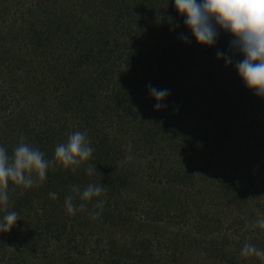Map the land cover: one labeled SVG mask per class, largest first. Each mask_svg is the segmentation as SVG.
Returning <instances> with one entry per match:
<instances>
[{
    "label": "trees",
    "instance_id": "trees-1",
    "mask_svg": "<svg viewBox=\"0 0 264 264\" xmlns=\"http://www.w3.org/2000/svg\"><path fill=\"white\" fill-rule=\"evenodd\" d=\"M65 2L66 0H0V19L4 21V17L12 11L15 4H23V8L19 11L20 18L21 21L28 22L29 26H18V29L21 27L19 33L22 36L20 48L23 47L24 53L35 56L39 65L36 66L37 69L39 68L41 73L45 71L55 90L58 91L63 86L59 91L60 95L54 96L56 107H69L74 112L82 108L85 113L84 120L86 121L84 122L91 127L93 132L95 126L90 125L87 118H91L92 121L94 116L92 107L95 106L92 103L88 106L85 102L89 98L93 100L100 91L107 89L101 96L107 101L105 103L106 114L113 112L117 117H120L121 113L118 110L125 111L133 108V113L139 116L138 123H134L137 131L134 133L135 129H131L134 137L126 141V144L130 142V150L137 148L141 150V147L147 146L148 150L154 154L153 159L158 162L156 165L152 162L144 165L150 171H142L138 178L134 176L135 179L128 183H123L122 178L118 181H121L120 186L122 187L128 186L130 189L136 187V196L117 200L111 196V189L106 188L104 194L94 197L87 204V211L77 210L75 215H69L65 211L64 200L70 194L75 196L71 191L72 187L79 186L83 191L90 183L106 186L105 179H101L100 176L106 177V172L107 170L111 171L116 157L125 156L126 147L120 148V142L114 145V150L111 149V152H108L107 147H103L102 138L95 140L91 136L89 141L94 148L92 158L83 163L75 173L70 168L66 169L57 165L53 169H49L47 173V181L53 180L49 186L40 185L24 189L9 184V188L15 190L14 192L19 195L17 206L11 208L14 207L20 217L16 225L18 228L14 235H11V239L19 243L18 247H23L22 250H19L20 252L37 247L35 263L29 262V264H37L39 257L46 259L47 245L53 242H58L53 246L62 259L56 261L51 254L48 256L47 264H81L79 257L84 253L82 252V239L80 238L76 242L70 239L66 241L67 223L70 221L73 234L86 237V234L89 233L97 235L95 241L101 239L106 241V247L93 248L92 251H95L97 256L91 254L84 264H164L154 252V249L159 247L160 228L164 226V223L160 224V222L166 219L170 221L176 215H173L175 213L173 210L184 201L179 196V193L182 192L181 189L191 184L195 186L193 184L197 182L201 186L206 185V178H210L209 173L213 176L226 178L225 175H229V169L232 170V168L220 166V171H217L216 169L219 167L214 168L213 166L223 160L226 149L235 151L241 145V142L233 141L228 145L231 143L229 142L231 140L229 131L219 127V131L214 132L211 130L212 125L222 121L220 118H225L224 113L227 112L228 120L243 118L242 125L246 129L244 133L251 138L258 139L260 131H264V97L255 95L254 90L248 89L238 76L234 64L242 60L243 56L235 51L230 52L229 44L233 37L217 28L218 37L214 45L198 44L190 29L184 25L186 17L176 11L174 0H70L67 6L64 5ZM32 9L38 10L36 18L33 19L38 27H34V23L26 18ZM83 24H87V27L83 28L84 30L87 32L90 30L89 37L95 36V39L89 43L85 38V41L89 43L88 49L79 52L75 57L77 62L70 63V67L64 72L60 67L63 65V61H72L73 59L61 60L63 50L51 49L53 43L51 36L57 35L62 43L64 41L72 42L70 40L74 38L75 33L83 30L80 28L81 25L83 27ZM10 29L0 33V40L3 39L6 44L4 49L0 46V52L3 50L8 54V58L0 61V65L5 63V67L10 69L16 65H24L25 70L30 72L31 69H34V62H30L19 53L11 52L14 50L13 44L17 41L18 30L16 31L12 27ZM182 36L188 38L187 42L181 38ZM110 42L113 43V46L109 47ZM217 51L231 55L233 64L225 66L224 58H217ZM160 53L169 61V67L189 62L186 63L188 66L197 69L199 79H197L198 87L195 91L188 92L186 85L179 88L176 77L166 76V73L161 69L152 70L151 60L160 64V59H162L159 57ZM4 55L0 53V56ZM84 62H87L91 67L88 69V73H95L92 78L88 75L90 81H87L89 79L82 80L81 86L83 85L84 89L88 90L86 98H84V92H79L82 91L79 81L77 82L72 77L74 69ZM41 63L44 65L41 66ZM159 67L163 69L165 64H160ZM128 69L129 71L126 72ZM112 72H116L120 77L110 80ZM215 74L218 77L217 81L214 77ZM27 78L28 76L23 77L25 80ZM149 85L170 91V94L160 101L162 105H165L160 110H154L157 101L149 95ZM94 86L96 88L92 89ZM228 86L229 88H227ZM3 97L4 94L2 96L1 93L0 104L2 100L4 101ZM5 106V104L4 107L0 105V110L5 109ZM206 118L214 119L207 123L208 119ZM216 118H218L217 121ZM15 119L4 120V127H1L3 131L0 132L2 138L0 146H4L9 154L20 142L21 134L24 136V142L42 151L46 159H52L56 145L66 141L62 134L63 125L55 128L54 125L38 122V126L34 127L25 120V124L21 125L19 122L16 127ZM116 123L123 126L127 122L123 123L118 120ZM185 125L190 133L184 132L177 136L176 134L180 131L178 128ZM19 130L24 132L21 133ZM158 132L160 133L158 134ZM161 133H171L177 139L172 140L170 136L168 137L170 140L163 146L167 150L159 146L167 141L165 135L164 139L159 138ZM226 141L228 142L224 145ZM242 145L240 155L246 153L247 157L242 156L240 159L236 158L235 161L238 160L243 164L257 159L258 152L255 151V148L250 149V145L246 142H243ZM171 154L174 158L177 157L175 164L171 163L173 158H167ZM115 155L116 157H114ZM192 159L198 160L200 169L203 170L200 171L203 176L199 180L194 179L192 166L188 163ZM179 162L184 163L183 167L176 165ZM88 164L95 165L96 172L92 175L86 174L85 169ZM173 165L176 167L174 168ZM136 167L141 168L140 165H136ZM209 167L211 170H208ZM126 169L129 171V168ZM158 175L161 176L162 184L156 185L154 182L159 183ZM190 179H194L192 183ZM148 181L152 187L148 186ZM178 184L180 186H177ZM45 187L49 188L46 194ZM50 191L57 193L55 200L49 197ZM139 191L141 192L139 193ZM188 192L183 190L185 197ZM35 196L38 200L34 203L36 209L32 210L34 211L31 213L32 216L29 215L28 207L32 208L30 203ZM99 200L105 201L103 211L99 217L92 219L90 212L93 210V205ZM157 201H161V203L158 204ZM73 202L78 208L79 197L75 196ZM26 203H29L30 206ZM14 209L13 211H15ZM136 214L139 216H135ZM177 215H180V212ZM32 217L34 221L31 220ZM21 218H26V220L22 221ZM111 227L119 228L121 235L130 233V231L135 232L131 238L133 242L128 245L125 239L124 242H119L117 239H121L123 236L113 237L108 230ZM148 228L152 229L153 233L150 232L152 236L134 240L139 234L144 235L145 229L148 230ZM108 232L110 234L107 235ZM168 240L172 251L171 258H173L176 254L175 251L177 252V244H187L186 248H188L195 244L197 238L195 236L181 238L173 233L170 234ZM245 242L255 246L260 245L258 249L264 250V229L252 226L245 232L233 234L231 242H227L232 247L229 257L223 246L218 247L217 244L221 243L218 241L206 242L202 249L221 254L224 249L223 256L226 257L227 264H247V258L240 256ZM0 249H2V245H0ZM199 249L201 250V248ZM249 258L260 260L254 256ZM261 261L264 262V260Z\"/></svg>",
    "mask_w": 264,
    "mask_h": 264
},
{
    "label": "rangeland",
    "instance_id": "rangeland-1",
    "mask_svg": "<svg viewBox=\"0 0 264 264\" xmlns=\"http://www.w3.org/2000/svg\"><path fill=\"white\" fill-rule=\"evenodd\" d=\"M69 3L70 0H66L64 5L67 6ZM22 8L23 4L17 3L12 7V11L4 17V21H1L0 19V33L7 32L6 30H11L10 27L14 28V30L16 31L18 30V36L16 38L17 41L13 44L14 50H12L11 52L19 53L20 55L30 60V62H34V69H31L30 72H28L27 70H25L24 65H16L15 67H13V69H10L5 67V63H1L0 95L1 93L2 96L4 94V101L2 100V103L0 105L4 107L5 104L6 106L5 109L0 110V132L3 131L1 127H4V120H6L7 118H16L14 120V122L17 123L16 127L19 125V122L21 123V125L25 124V120L30 122V126L34 127L38 126V122H43L47 125H54L55 128L57 126L63 125L64 128L62 134L66 139L69 134L75 132L76 130L85 132L89 140L91 136L95 140H97V138H102L104 143L103 147H107L108 152H111V149L114 150V145L120 142V148L126 147L125 156L121 157L119 155L118 157H116L115 155L114 157H116V160L114 161V166L111 171L107 170L106 177H100L101 179H105L106 188L111 189V196L115 199L121 200V198L124 199L125 197L131 198L133 195L136 196V187V189H130L128 188V186L122 187L120 186L121 181H118L122 178L123 183H128L135 179L134 176L138 178L139 175H141L140 173L142 171H150L144 165H147L149 162H152L154 165H156L158 162L157 160L153 159L154 154L148 150L147 146L143 148L141 147V150H139L138 148L132 151L128 149V145L130 144V142L126 144V141L134 137L131 129H135L133 131L134 133L135 131H137L134 123H138L139 116L133 113V108L132 110L125 111L118 110V112L121 113L120 117H117V115L113 112H111L110 114H106L105 103L107 101L101 96L104 94V90L106 91L107 89L100 91L97 95L94 96L95 98L93 100H90L89 98L85 102L86 104H88V106L91 103L95 106L92 107V114L94 115L92 121L91 118H87L89 124L95 126V130L93 132L91 131V127L86 125L84 122L86 120H84L85 113L82 111V108L74 112L69 107H56V104L54 103V96L60 95L59 91H61V88L63 86L60 87L58 91L55 90L52 87V82L46 76L45 71L41 73L40 69H37L36 66L39 65L38 61L35 59V56L33 57L32 54L28 55L27 53H24L23 47L20 48V46L22 45V36L19 33V29L21 27L29 26L28 22L21 21L19 11ZM37 14L38 10L32 9L30 14L28 13L26 15L27 20L34 23V27H38L37 23L33 20L36 18ZM18 26L21 27L18 29ZM86 27L87 24H83V27L81 25L80 28L85 29ZM84 29L80 30V32L78 33H75L74 38L70 40L73 43H68L66 41L62 43L57 35L51 36L53 38L51 49L56 51L63 50V58L61 60H68V58L73 59L72 61H63L64 63L60 67L64 72L68 70V68L70 67V63L77 62L75 60V57L79 54V52H83V50L85 51L86 49H88L89 43H91L92 40L95 39V36L89 37L90 30L87 32ZM85 38L89 43L85 41ZM4 42L5 41L3 39L0 40V46H2V49H4L6 46ZM108 46H113V43L110 42ZM0 53L5 54L4 56H0V61L8 58V54L3 52V50ZM159 57L162 58L160 59V64H165V68L162 69L161 67H159L160 64H158V62H153L154 60H151L150 65L152 70L155 71L161 69L166 73V76H175L179 88L186 85L188 86V92L190 93L197 89V79H199L197 69L188 66L186 63L189 62H182L176 64V66L169 67L170 63L169 61H167V59H165L164 55L160 53ZM43 65L44 64L41 63V66ZM88 69H91V67L87 62H84V64H79L74 69V74L72 77L77 82L79 81L80 86L82 80L89 79L87 81H90V78H92L95 74L94 72H92L91 74L88 73ZM129 69L126 70V72L129 71ZM88 75H90V78ZM24 76H28L27 80L23 79ZM117 77H120V75L116 74V72H112L109 79L114 80ZM214 77L217 81V74H215ZM14 85L15 88L13 89ZM78 88L76 87V89L79 91ZM94 88H96V86H94L92 89ZM227 88H229V86ZM80 89L82 91L79 92H84V98H86L88 90H85L83 85L80 87ZM224 114L225 118H220L222 121L215 122V124L213 123V127L210 126L212 127L211 130L216 132L219 131V127L224 128L230 133L231 140L229 142L231 143H228V145L232 144V141L235 143L241 142V145L240 147L236 148L237 150L235 151L233 149L231 151L226 149L223 154V160L215 163L213 167H219L218 169H216L217 171H220V166H225V168H232V170L229 169L230 172L229 175H225L227 176L226 178L214 175L216 177L215 178L213 174L209 173L210 178H206V185L201 186L197 182L196 184H193L195 186H192L191 183L194 179L199 180V178L203 176V174L200 173V171L203 170L200 169L201 166L199 165L198 160L192 159L190 162H188L189 165L192 166L194 179H190V187L187 185L185 188H182V192L179 193L180 198L184 199V201L176 209L173 210L175 211L173 215H176L170 221L166 219L160 222V224L164 223V226H161L160 228L158 239L160 240V242L158 241L159 247L157 249L155 248L154 252L164 264H227L226 257L223 256L224 249L222 251V254L211 250L203 251L202 247L205 246L203 244L206 242L209 243L210 241L221 242L217 244L218 247L223 246V248H225V252H227V256L229 257L232 247L230 243L228 244L227 242H231L232 235L245 232L247 228L253 226L258 218L264 217V131H260V133L258 134V136L260 137H258V139L251 138L246 135V133H244V131L246 132V129H244V126L242 125L243 118H231V120H228V113L226 112ZM206 119H208L207 123H209L214 118ZM217 119L218 118H216V121ZM118 120L123 121V123H127L126 125L123 124V126L121 124L117 125L116 121ZM140 124L142 125V123ZM41 128L43 127L41 126ZM20 129L22 130V128ZM178 129L180 131L178 132V134H176L177 136L180 133L184 132L190 133V130L186 125ZM21 130H19V132H21ZM159 133L160 132H158V134ZM164 135L166 136L167 141H164L159 146L163 147L164 144H166L165 142H168V140H170L168 139L169 136L172 140L174 138L175 140H177L175 136L171 135V133H161V135H159V138H163ZM0 141L2 143L1 136ZM227 142L228 141L224 142V145H226ZM243 142L248 143L250 145V149H256L255 151L258 152L257 159H253L251 160V162L249 161L248 163L245 162L243 164L238 160L235 161L236 158L240 159L242 156L247 157L246 153H241L240 155V150L243 147ZM260 144H262L263 146ZM164 149L167 150V148ZM129 155L132 157V159L130 161H127L126 157ZM231 155L233 156V158ZM167 158H173V161L171 162L172 164H175V162H177V157L174 158L172 154ZM136 165H140L141 168L136 167ZM176 165L183 167L184 163L179 162V164L176 163ZM176 165H173V167L175 168ZM126 168H129V171ZM208 170H211V168L209 167ZM226 173H228V171H226ZM158 180L159 183L155 181L154 184H162V179L159 175ZM52 182L53 180L47 181L46 179L42 185L49 186L52 184ZM148 186L152 187V184L149 181ZM177 186L180 185L178 184ZM48 190L49 188L45 187V194L46 192H48ZM183 190H185L186 192L189 191L186 194V197L184 196ZM14 191L15 190H11L10 188H8L10 211H13L14 207L17 206L16 204L19 202V195ZM140 192L141 191H139V193ZM37 200L38 198L36 196L32 198V201L30 203L32 204V208L28 207V210L30 212L29 215H32L31 213L34 212L32 211L33 209H36V204L34 203ZM150 203H152V201H150ZM157 203L160 204L161 201H157ZM26 204L30 206L29 203ZM12 206L14 207L11 208ZM14 210L17 212L16 209ZM179 212L180 215H177V213ZM135 216L139 215L136 214ZM21 220L24 221L26 220V218H21ZM31 220L34 221L33 217L31 218ZM252 220L253 222L251 223ZM232 221H234V223H232ZM67 224L68 229H66L65 234L66 241L67 239H70L71 241L76 242V240H79L80 238L82 239L81 245L82 252L84 253L81 254V257H79L81 264H84L87 257L91 256V254H96L97 256V253L95 251H92L93 248L99 249L106 247L105 240H94L97 235L87 233L86 237H84L79 236L78 234H73L71 228L72 223L68 221ZM16 225L17 221L8 232H0V245H2V249H0V264H29V262L35 263L34 259L38 252L37 247H32V250L31 248H28L23 250V252H20L19 250H22L23 247H18L17 244L19 243L11 239V235H14V232L18 228L16 227ZM118 229L119 228L114 229L113 227H111L108 230L113 235V237H117L122 234ZM109 232L107 233V235L110 234ZM150 232L153 233L151 228H148V230L145 229L144 235L139 234L134 238V240L140 239L141 237L152 236ZM133 233L135 232L130 231V233H125L124 235H121L123 236L121 239L119 238L117 240L122 243L125 239L127 241L126 244L128 245L133 242L131 241L133 240L131 239L133 237ZM173 233H176L177 237L181 238H183L184 236H195L198 243H196L195 241V244L188 248H186L187 244H177V252L175 251V257L171 258L172 251L169 246L170 242L168 238L170 237V234ZM63 242L66 243L64 240ZM53 243L47 245L48 250L45 251V253L47 254V258L43 259L39 257L40 259L37 264H47L49 260L48 256L51 254L56 261H60L62 259L59 252L55 251L53 246L57 245L58 242L54 244ZM256 247L259 248L260 245H256ZM199 248H201V250ZM33 253L34 255H31ZM261 260L262 259L257 261L253 258H247L246 263L264 264V262ZM255 261L257 262L254 263Z\"/></svg>",
    "mask_w": 264,
    "mask_h": 264
},
{
    "label": "clouds",
    "instance_id": "clouds-1",
    "mask_svg": "<svg viewBox=\"0 0 264 264\" xmlns=\"http://www.w3.org/2000/svg\"><path fill=\"white\" fill-rule=\"evenodd\" d=\"M174 7L178 14L186 17L184 25L190 29L198 44L214 45L218 37L217 28L229 33L233 37L229 44L230 52L235 51L243 56L234 64L238 76L248 89L254 90L255 95L264 97V0H174ZM181 38L185 42L188 40L186 36ZM216 56L218 59L224 58L225 66L233 64L231 55L217 51ZM148 91L157 101L154 110L165 107L160 101L170 94L168 89L149 85ZM19 140L11 154L0 146V232H8L20 219L16 211L9 210L10 183L24 189L39 187L47 179L49 169L60 165L75 173L83 163L91 160L94 152L86 133L79 130L69 134L65 142L56 145L52 159H46L42 151L24 142L23 134ZM128 148L131 149L130 144ZM131 159L130 155L126 157L127 161ZM85 171L87 175L94 174L95 165L88 164ZM71 191L79 197L78 208L72 194L65 197L64 207L69 215H75L77 210L87 211V204L94 197L104 194L106 186L90 183L83 191L78 186H73ZM49 197L55 200L57 193L50 191ZM104 203L99 200L93 205L90 212L92 219L101 215ZM253 227L264 229V217L258 218ZM240 256L264 260V250L245 242Z\"/></svg>",
    "mask_w": 264,
    "mask_h": 264
}]
</instances>
